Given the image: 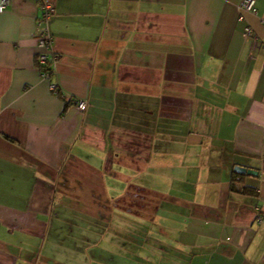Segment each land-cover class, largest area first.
<instances>
[{
	"label": "crops",
	"instance_id": "obj_1",
	"mask_svg": "<svg viewBox=\"0 0 264 264\" xmlns=\"http://www.w3.org/2000/svg\"><path fill=\"white\" fill-rule=\"evenodd\" d=\"M43 1L0 13V264H264V0H51L49 80Z\"/></svg>",
	"mask_w": 264,
	"mask_h": 264
},
{
	"label": "built area",
	"instance_id": "obj_2",
	"mask_svg": "<svg viewBox=\"0 0 264 264\" xmlns=\"http://www.w3.org/2000/svg\"><path fill=\"white\" fill-rule=\"evenodd\" d=\"M9 0H0V13H2L7 5ZM239 10V20H243L244 13H253L256 14L255 9V0H240L238 3ZM55 7L51 0H44L38 6V16L36 17V41L39 48V52L37 54V64L38 66H44L47 63L51 64L48 70L44 69L40 71L41 77L43 79L49 80L50 75L53 70V64L56 60V56L51 52V43L52 39L49 34L48 25L49 21L54 15ZM252 31L250 27H245L244 35L246 37H251ZM255 43V41H254ZM50 89L53 93L57 94V87L54 84H50ZM87 103L84 100L76 101V108L83 112L86 109ZM258 223H262V219H257Z\"/></svg>",
	"mask_w": 264,
	"mask_h": 264
},
{
	"label": "trees",
	"instance_id": "obj_3",
	"mask_svg": "<svg viewBox=\"0 0 264 264\" xmlns=\"http://www.w3.org/2000/svg\"><path fill=\"white\" fill-rule=\"evenodd\" d=\"M37 66H38V64H37ZM49 67H51L50 63H47L44 66H38L40 71H42L44 69L48 70ZM240 175H241L240 173L232 172L230 191H232L234 193H239V194L255 195L256 193L252 189H250L248 187H238L237 185L234 184V182L238 181V176H240Z\"/></svg>",
	"mask_w": 264,
	"mask_h": 264
},
{
	"label": "water",
	"instance_id": "obj_4",
	"mask_svg": "<svg viewBox=\"0 0 264 264\" xmlns=\"http://www.w3.org/2000/svg\"><path fill=\"white\" fill-rule=\"evenodd\" d=\"M233 170H234V172H237V173L248 174V175H257L256 171L247 170V169L239 167V166L234 167Z\"/></svg>",
	"mask_w": 264,
	"mask_h": 264
}]
</instances>
